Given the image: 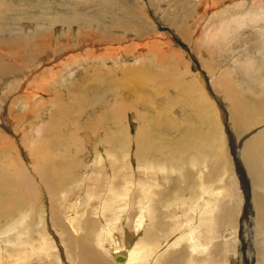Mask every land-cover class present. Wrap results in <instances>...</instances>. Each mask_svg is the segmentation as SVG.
Instances as JSON below:
<instances>
[{"label": "rangeland", "instance_id": "374dc122", "mask_svg": "<svg viewBox=\"0 0 264 264\" xmlns=\"http://www.w3.org/2000/svg\"><path fill=\"white\" fill-rule=\"evenodd\" d=\"M119 1L130 5L133 3V0H0V67L3 69L0 72V85L6 81L11 82V84L14 85L17 83L16 79H19V77L23 76L24 70L25 68L27 69L29 63H35L39 60L45 59V62L40 64L39 69H34V73L31 74H36L33 76V80H31V93L33 94L34 92L38 91L41 93V96L39 95L37 96L38 98H36V100H33L35 105H40L38 108L36 106L35 111L31 110L29 108L30 106L27 104L22 103L24 100L26 101L28 97L24 93L20 92V90L17 91V89L13 86H10L5 91H2L3 88L0 89V138L2 137L6 140L3 142H7L11 139L10 142L3 144L2 142L0 143V186L1 181L5 180L6 176H11L12 174L21 175L20 172H16L17 170L23 171L24 173H21L25 174L22 175L21 179H19L22 183V189L4 188L3 185L0 187V234L6 227H9L13 221L18 220L22 214L31 213L32 220L30 219L29 221L31 223L30 227L32 228L29 230H32V232L30 233V239H26L25 243H28L29 241L33 242V238V243H36L40 238H42V236H45L47 238L45 247L49 249L52 248L53 254L52 259L51 257H46L45 255H40L39 257H35L36 255L31 257L29 255L27 258H23L21 261L17 262L21 256V253L9 248L12 246V244H10L8 247L6 244H4L5 240L15 243V239L17 238L16 236L11 235L9 237H5L2 240L0 239L3 244V250H0V261H6V263L3 264H93L88 261H82L79 258L70 255V253L68 257L67 251H70L69 240L75 237V235L74 233L65 232L63 227L65 222L63 220H52L51 218L53 217V213L60 214V212L64 211L62 209L66 207L69 208L70 203V210L73 212L77 211L80 215H83L86 220L93 219L99 222H104L105 218L102 215L86 213L83 210L84 204L79 208L73 207L75 204V198L79 199L78 201L81 200L83 203V200L85 199L83 194H86L87 192H95L99 190L100 195H103V193L106 194L108 192L109 189H105L104 186H102L100 189L96 188L98 180L101 176L105 183L109 184L110 181H112L114 184H118L116 187L123 188L125 186V184L122 185V182H124L123 174L129 175V177L133 174H136V176L143 175L144 173L139 170L140 166L143 165L148 159H151L150 163L153 164V167H160V165L162 167L166 166L170 169L180 170L182 173L188 172L187 169H189V174H185V176L194 177L195 172H193L194 169H192L190 165L191 160L195 159L200 163L197 173L199 174V171L203 169V165L201 164L205 163L207 165V172L205 174L206 182H215L217 178H219L218 173H224L225 169H223L222 172L219 171V167H214L212 165V163H214L213 160L215 159L214 154L207 152V140L212 145L217 142H214L211 137H208V135L207 138H203L205 131H207V133H211L212 130L210 123H212L213 120L210 118V116H213L214 118L216 117V120H220L219 122L221 124L222 133H226L225 135L220 134L222 139L220 143L225 145L223 146L220 143L217 144L222 146L218 149V153H224L225 156L226 154H229L227 155L229 162L227 164V161L219 160V163H225L227 168H229L231 173L235 176L232 177L227 174L229 178L227 177L226 180L230 183L227 184L228 188L223 187L222 190H229L228 192L230 194L233 193L236 195V199L231 201V204L232 202L234 203L232 206H235L236 201L238 207L247 206V209L250 208L249 210H253L252 194L254 184L252 182V176H246V174L248 175L249 173V171H246L248 170L247 165L240 157L237 156L236 153L239 144L244 142V139L246 141V139H248L252 133H255L257 130L264 129V70H261V72L258 73L259 75H253L251 78H248L244 75V72H236L237 66H233L232 64L228 63L230 73L229 79L226 81L232 88L231 91L233 92V96L235 94V97H239L240 94H242V96L244 95L242 98L245 99V104L243 103L241 106L239 104V108L236 107L238 108L236 109L237 112L233 115V108L231 107L234 103L230 104V99H228L227 93L225 91H223L224 93L222 94L219 93L222 92L219 91V87L223 86L224 82L222 81L224 79V75L221 76L223 73L219 72V67L225 63V60L228 58L227 54H229V52L232 50H229V48L226 46V42L220 40V38L216 39L214 43L212 42L211 44L207 45L206 42L204 43L203 41L207 29V26L206 29L204 28V24L210 19L208 16L211 12H214L211 18L214 17L216 12V14L221 13L223 11V5H225V1H219L220 4H217L215 3V0H188V4L191 6L190 16V14L183 10L184 6L181 7L179 3L180 0H138L139 3L137 5V11L144 10L145 12L143 14V18L147 21H143L140 24L136 21L129 22L130 13L128 10L122 8ZM207 1L209 3L206 5L211 7V11L210 9H207L206 15L203 9H201L202 12H199V10H194L200 3ZM222 2L224 4H222ZM212 5L215 6L213 7ZM173 9L174 11H172ZM194 11L196 13H194ZM203 14L205 15L204 17ZM172 15L173 17H176L172 20L170 19L169 21V17ZM143 24H146V26L143 28L146 31L142 33V35H145H143L141 38L143 40L138 41V43H144V46H146L147 49L145 52L138 53L137 55L136 53L131 54L130 49L135 43V40L128 37L134 33L132 36L137 38V36L140 34L138 33L140 31V27ZM247 29L249 30L238 32V37H240L238 39H240L242 42L240 40L236 42L234 38L233 40L231 39L230 42H233L230 44L233 48H238L244 43L251 44L249 47H251L250 52L254 53L252 54L253 59L259 65L260 62H263L261 63V66H264V57L259 54V49L264 47V38L263 42L258 44V36L253 33L254 29ZM123 32L125 34V38L121 34ZM98 35L100 37H98ZM159 35H163L164 39L157 38ZM78 37H82V39ZM255 39L257 40L254 42ZM161 40H163V42H161ZM114 41L118 44L114 43ZM107 43L109 44L106 46ZM122 43L124 44V47ZM91 44L96 46L101 45L102 48L99 47V51L97 52V49L86 48V46ZM105 46L109 49L118 46L122 52L124 51L123 53L125 54V56L119 54H109L110 56L116 57V60L107 62L106 66L111 67L116 61L118 66H122L123 64H128L131 66L133 65V67L138 71L134 77L130 78L134 79L136 77V80L146 82L147 84L150 83V87L157 86L155 90H147L145 95L144 93H142L143 95L141 94L142 97L144 96L150 101L149 104L144 103V101H142L140 104L137 103L138 98L136 96L133 98L132 104H129L131 102H127L126 99L125 101L127 103L122 101V97L125 94L121 97L117 104H123L124 111L127 109V111H125L127 122L123 123L122 128L118 126L114 120V124H112L110 122L112 121V116L110 117L108 113L103 111L104 109H101L103 106L104 108H108L109 111H111L110 107L106 106L105 102L103 103L102 101L105 97H110L109 94H105V96L101 89L98 90L100 87L97 89L96 87L95 89L94 87L93 89L91 87L89 90L85 89V80H80L82 82H80V86L84 87L82 88V92L80 86H74L70 83L84 72H90L89 77L86 80L91 81L93 76L99 80L102 78L103 75H101L99 72H93V67L96 68L97 65L101 64V60L93 62L91 58H93L94 55L106 56L107 53L104 52V49L106 48ZM231 46L230 49L232 48ZM208 49L210 52H208ZM67 50L70 53L65 56V54L68 52ZM226 50L229 52L227 53ZM82 54L85 56H82ZM247 54L248 52L244 54L241 59H244V56L247 58ZM53 55L55 58L52 57ZM90 55L91 57H89ZM156 55H158V58ZM85 57H88L87 62L86 59H84ZM160 57L162 58L160 59ZM71 58L74 59L72 60ZM220 59L222 60L223 64H220ZM231 59L232 58H228V61ZM20 63L25 65H21ZM215 65L218 68H216ZM54 68H56L55 71L52 70ZM60 69L61 73L59 72ZM63 69L65 71H63ZM51 72H53V77L54 75L57 77L53 78L50 76ZM157 75L159 77H157ZM38 76L42 78L38 79ZM118 77L119 79L121 78L120 75ZM146 77H152L149 79L152 81L149 82L148 78ZM35 78H37L36 81ZM50 79L51 83L49 84L48 80L50 81ZM122 79L123 78H121V80ZM60 80H62V82H60ZM161 81L164 82V85L162 87L160 86L159 88L158 83ZM122 82H120V84ZM153 83H155V85ZM190 83H194V85L196 84L195 86L198 88L196 89L197 92H193V90L190 89L188 93L186 92L188 86L191 85ZM218 85L219 87L216 88ZM239 88L242 89V92L239 90ZM67 89L70 90L71 94H68ZM105 89L108 91L109 87H106ZM198 90H200V92ZM102 95L105 97L102 98ZM204 97H206L205 100L209 98V101L207 100L209 102H207L208 107H213L211 109L213 111V115L208 114L207 128L196 122L192 123L193 126H196V129H193L191 124L188 126H182L180 123L185 119L184 116L190 117L191 113L195 114L196 111V109L194 110V108L190 106L192 103L190 99L195 98L194 101L199 102L202 101ZM43 101L46 103H42ZM98 101L100 104H98ZM41 103L43 105H41ZM102 103L103 105H101ZM200 104H202L201 106L204 105L203 102ZM80 105L83 107L81 108ZM152 105L155 106L151 107ZM76 107L77 110H75ZM91 108L102 110L98 112L97 115H107L105 116L107 121L104 127H100V123L98 122L99 118L97 115L92 113L93 111H91ZM161 108L164 109V115L162 119L159 120L156 118V114ZM66 109L69 110V113H75V111L77 113H71L72 115L68 113V115V111ZM78 109L81 112H78ZM10 110H12V113ZM30 112L32 113V121L29 123L24 122V118L27 116L29 117ZM70 115L71 117L75 115L76 118H74V116L70 119ZM61 116L63 119L65 116L66 121L61 119ZM115 117L116 116H114V118ZM58 118L64 121L65 127L70 123V127L68 125V128H65L63 125H61L63 123ZM167 118H169L174 125L176 121L180 128L178 127V129H173L172 127L170 128V125L166 126ZM6 120L8 125L5 124ZM76 120H78V123L77 126L74 127L71 125V123L76 125ZM57 121L60 124L58 128L62 127V129L59 128L61 129L59 130L57 128V131L53 132L52 129L49 128L53 125L56 126V124H58ZM21 125L23 126L20 127ZM213 125H217L216 121ZM240 126L245 128L242 132H239L242 130ZM37 128H40V132L37 131ZM122 130L126 132L123 138L118 136ZM50 131L52 134H49ZM99 131L100 133H98ZM14 132L18 133V136H16ZM23 132L24 136L19 135ZM57 133L59 134L57 135ZM222 135L224 138H226V141ZM22 137H24V139ZM71 138L76 139L78 142L71 140ZM12 139H14V141H12ZM151 140H155L154 144L156 145L164 144L167 149L165 150L159 146L155 147L147 145V142H151ZM32 145L37 146L36 151L31 149ZM42 145L43 148L39 151V148L42 147ZM159 151H162L163 153L159 154ZM97 152H103L108 156H104V160L96 162L91 166L90 163L92 160H94L92 155L96 154ZM117 159L120 160L119 164L116 163ZM222 165L223 164H221L220 167H222ZM113 170H115L117 174L113 179L110 180ZM87 171H91L90 174L92 173L91 178L89 179V185L83 182L84 177L88 175ZM118 173L121 175H118ZM39 175L41 176L39 177ZM26 176H28V178L30 177V187L31 184L34 187L35 199L33 196L29 195V185H24V183L29 184L28 181H26ZM168 176L170 178V181L168 182L163 180L164 176L162 177L160 175V179L158 178L160 180L158 192L162 191L161 195L164 196L162 199L160 198V201H158V207L160 208H158L157 204H155L156 208H154L157 210L158 214L155 215V219L153 220L155 223L153 228L157 229V231L160 233L159 235L161 236L160 237L157 235V239L160 238L157 243L159 242V244L162 243L163 245L160 247H155L153 251L158 248L161 251L166 249V243L168 241L167 237L173 234L175 235L178 232L174 231V227H176L174 220L173 222L167 220L172 218L173 211H163V208L159 203L171 202L177 195L181 197L186 195L191 196L192 189L190 188L197 186L196 179L192 185H188L190 187L187 189V187H184L185 182L180 181L177 174ZM207 177L211 179L207 180ZM40 178L41 180H44V182H41ZM126 181L128 180L126 179ZM135 182L139 183L138 180L130 181L129 186L131 187L130 189L133 188V191H135L137 194L136 187L134 186ZM164 187L167 189L165 190ZM156 190L157 189L154 191L156 192ZM104 197L107 196L105 195L97 199L94 205L99 204V201L101 202L102 198ZM119 204L121 209H118L117 216L120 218V220L125 218V216H127L131 210L138 211L139 209L137 199L134 200L131 209L128 208V203L125 204L120 202ZM223 208L226 210V207ZM224 209H222L223 212L229 210V208L226 211ZM250 216L249 218H246L245 214L242 216L237 214V218L235 220L239 231L237 235L238 238L237 236L235 237L238 239L240 248L242 249V253L240 254L239 252V256L237 255V257L243 261V264L250 262L248 260L251 257V249L248 244H250L253 239L251 234L252 230L254 231L255 219L253 220V218H255V214H253L251 217ZM39 217L43 219V224L46 229H43V232H39L40 235L37 234L38 230L36 229L38 227L37 223ZM110 218L111 217L109 216V219ZM247 219H251L250 223H248L249 221ZM161 223H163V225H161ZM136 224L137 223L133 220L131 225L126 227V229L130 232H133ZM249 224H251V227ZM245 226L249 227V231L248 229L241 231ZM161 229L164 230L162 231ZM98 230H100L98 226H95L92 229L93 233ZM189 233L190 231H185L183 235L186 234L188 236ZM83 234L85 233H81L80 235L84 236ZM248 236L252 239L248 240ZM243 237L244 239L247 238V240L245 241ZM170 238L172 239V236L169 237V239ZM30 242L29 244H32ZM173 242L174 241H172L171 244ZM244 242H246L247 248H244L243 245H241ZM26 247L27 246H21V249H26ZM4 248H9L8 253H6V249ZM151 249L152 246H150V249H147L150 251H145V254L150 255ZM180 250L184 251V249L180 248L179 250L169 249L163 252L161 255L162 258H159L160 260L158 259L156 264H164L160 263L164 257L169 256L174 251L177 253ZM98 251L99 255H103L105 257L107 264H117L114 260L110 261L103 251ZM186 251L188 258L183 256V258L175 262V264H189L190 251L189 249ZM3 253L4 255L6 254L5 256H8L7 259ZM212 257H215L213 253L212 255H208L207 251H205L203 255L198 258L197 264H207V262H212ZM218 258L220 263L223 259V252H218ZM2 262H0V264H2ZM165 264H167V262H165Z\"/></svg>", "mask_w": 264, "mask_h": 264}, {"label": "bare ground", "instance_id": "6f19581e", "mask_svg": "<svg viewBox=\"0 0 264 264\" xmlns=\"http://www.w3.org/2000/svg\"><path fill=\"white\" fill-rule=\"evenodd\" d=\"M219 1L220 2L225 1L224 2L225 5H223L224 7L222 6L223 11L221 12V9H220L221 13L216 14L217 13L216 12L213 18H211V17L213 16L214 12L210 13V15L208 16V17H210V19L204 24V28L206 29V26H207L208 30L206 29V33H205L203 41H204V43L206 42V45H207V44H211L212 42L214 43V41L216 39L220 38V40L226 42V46L229 48V50H232L230 52L226 50L227 53L229 52V54H227L228 58H232L230 61H228V58H227V60H225V63L223 64L222 60L220 59L221 60L220 64H223V65L222 66L220 65L219 72L223 73L221 76L224 75V77H223L224 79L222 80L224 82H223V86L219 87V85H218V86H216V88L219 87V89H220L219 91H222V92H219L221 94L224 93L223 91H225L227 93L228 99H230L229 100L230 104L234 103L231 107V108H233L232 113L234 115V113L237 112L236 109L239 108L238 105L240 104V106H241L243 103L245 104V99L242 98V97H244V95L242 96V94H240L239 97H237V96L235 97V94L233 96V92L231 91L232 88L230 87L229 83L226 81L227 79H229V73H230V69L228 68L229 67L228 63L232 64L233 66H237L236 72H240V71H241V73L244 72V75L248 78H251L253 75H257L259 72H261V70H264V66H261V63H263V62H260V65H259L253 59L252 54H254V53L250 52L251 47H249V45H251V44L244 43L243 45L240 44L241 46L238 48L237 47L233 48L230 44L233 41L232 42H230V41H231V39L233 40L235 38L236 42H238L240 40V39H238V38H240V37H238L239 31L249 30L247 28H253L254 29L253 33H255L258 36V44L263 42V38H264V0H215V3L220 4ZM119 2H120L123 9L129 11V13H130L129 22L136 21L137 23L140 24L143 21H146V19L143 18V14L145 11L144 10L137 11V5L139 3L138 0H133L132 5L125 4L122 1H119ZM210 2H212V1H210ZM176 3H177V1H176ZM179 3L181 5V7L184 6V8H183L184 11H186L188 14L191 13V11H190L191 6L188 4L189 3L188 0H180ZM208 3H209L208 1L204 2V3H200L194 10H199V12H202L201 9H203V11H205V15H206L207 9L211 8V7H208L206 5ZM224 3L222 2V4H224ZM172 11H174V9ZM210 11H211V9H210ZM218 11H219V9H218ZM194 13H196V12L194 11ZM125 15H126V13H125ZM205 15L203 14V17ZM162 16H163V14H162ZM190 16H191V14H190ZM175 17H173V15L170 16L169 21H170V19L172 20ZM201 17H202V15H201ZM164 18H166V17H164ZM215 21H217V22H215ZM197 25H199V24H197ZM260 25H261V27H260ZM145 26H146V24H143L140 27V31L138 30L139 31L138 33H140V34L137 36V38L132 36L134 33L129 35L130 37H128V38H133L135 40V43L131 46V49L129 48L131 54L136 53V55H137L138 53L145 52V50L147 49V47L144 46V43H138V41L143 40L141 38L143 37V35H145V34L142 35V33L146 31L145 29H143ZM196 27H198V26H196ZM189 28H190V26H189ZM121 34L123 36L125 35L124 32ZM176 36H178V35H176ZM98 37H100V36L98 35ZM185 37H186V35H185ZM78 38L82 39V37H78ZM94 38H92V39H94ZM124 38H125V36H124ZM157 38L164 39L163 35L162 36L159 35ZM160 39H158V40H160ZM87 40H86V42H87ZM170 40H172V39H170ZM256 40L257 39H255L254 42ZM154 41H155V39H154ZM93 42H95V41H93ZM158 42H160V41H158ZM161 42H163V40H161ZM114 43H117V42L114 41ZM108 44L109 43H107L106 46ZM122 45L124 47L123 43H122ZM150 46H151V44H150ZM202 46H203V44H202ZM230 46L232 47L231 49H230ZM73 47H74V45H73ZM99 47L102 48L101 45L96 46V45L91 44V45L86 46V48H89V49H97L96 52L99 51L98 50ZM223 47H225V46H223ZM68 48H70V47H68ZM219 49H221V48H219ZM68 50H71V49H68ZM83 50H85V49H83ZM161 50H162V47H161ZM263 50H264V47L260 48L259 54L264 57V53H263L264 51ZM224 51H225V49H224ZM104 52L107 53L106 56H102V55L101 56H95L94 55V57L91 58V60L93 62L97 61V60H101V64H99V65L96 64L97 65L96 68L93 67L94 73L99 72L101 75H103L100 80L96 79L95 76L92 77L91 81L86 80L89 77L90 72H84L80 76H78L73 82H70V83L74 86H80L81 85L80 80H85V83L83 82L85 85L84 86L85 89L89 90L91 87H92V89H93V87H94V89H95V87L97 89L98 87H100V88H98V90L101 89V91L104 92V95L109 94L110 97H105L106 95L105 96L102 95V98L105 97L102 101H103V103L105 102L106 106L110 107L111 111H109L108 108H104L103 106L101 107V109H104L103 111L108 113V115L110 117L112 116V121H110L112 124H114V121H115V123L122 128L123 123L127 122V117H125V111H127V109H125V111H124L123 110L124 105L123 104H117L119 102V100L121 99V97L125 94L122 97V101L125 103L131 102L129 104H132L133 98L135 96L138 98L137 103L140 104L142 101H144V103L149 104L150 101L147 100L146 97H144V96L142 97L141 94L144 93V95H145V92L147 90H152V89L155 90L157 86H155V87L151 86L150 87L149 86L150 83L147 84L146 82L136 80L135 79L136 77L134 79L130 78V77H134V75L138 71L133 67V65L131 66L128 64H123L122 66L121 65L118 66V63L116 61L113 66H111V67L106 66L107 62L116 60V57H113L110 55L119 54V55L125 56V54L123 53L124 51L122 52L118 46L113 47L112 49L111 48L109 49L108 47H106L104 49ZM208 52H210V50ZM219 52H220V50H219ZM247 52H248V54L246 56H248V57L245 58V56H244V59H241V57L244 54H246ZM69 53L70 52L68 51L65 54V56L68 55ZM61 54H62V52H61ZM91 54H93V53H91ZM211 55H212V53H211ZM82 56H85V55L82 54ZM156 56L158 58V55H156ZM52 57H54V55ZM89 57H91V55ZM27 58H29V57H27ZM74 58H75V56H74ZM87 58L88 57L84 58V59H86V62L88 60ZM161 58L162 57H160V59ZM42 62H45V59L39 60L35 63L34 62L29 63L27 69L25 68V70H24L23 76L19 77V79H16L17 83L12 85L11 82L6 81L2 85H0V89L3 88L2 91H5L10 86H13L14 88L17 89V91L20 90V92L24 93L28 97L26 99V101L24 100L22 103L27 104L28 106H30L29 108L31 110L35 111L37 105L34 104L33 100H36V98H38L37 96H39L41 93L38 90H37L38 92H34L33 94L31 93V90H32L31 80H33V76L36 75V74H34V75H31V74L34 73V69H37V68L39 69V66ZM21 65H25V64L22 63ZM70 65H72V64H70ZM55 66H56V64H55ZM213 67H214V65H213ZM215 67H216V65H215ZM46 68H45V70H46ZM216 68H218V67H216ZM61 69L59 70V72L61 71ZM66 69H67V67H66ZM2 70L3 69L0 67V72ZM52 70L55 71L56 68H54ZM214 70H216V69H214ZM63 71H65V70L63 69ZM71 71H73V70H71ZM41 72H42V70H41ZM53 72H51L50 76L53 75L52 74ZM214 73H215V71H214ZM48 74H49V72H48ZM118 74L121 76V78H123L122 80H121V78L119 79ZM234 74H236V73H234ZM149 76H151V75H149ZM218 76H219V74H218ZM56 77L57 76L54 75L53 78H56ZM157 77H159V76L157 75ZM37 78L39 79L42 77L38 76ZM37 78H35V81L37 80ZM146 78H148V80H149L152 77H146ZM260 80H263V79H260ZM53 81H55V80H53ZM150 81H152V80H149V82ZM60 82H62V80H60ZM120 82H122V83L120 84ZM48 83L49 84L51 83V79H50V81L48 80ZM65 83H66V81H65ZM153 84L155 85V83H153ZM158 84H159L158 87L160 88V86L162 87L164 85V82L161 81ZM195 85H194V83H192L190 86H188V88L186 89V92L188 93L189 89L193 90V92H195V91L197 92L196 89H198V88ZM4 86H6V87H4ZM80 87H81V92H82V90H83L82 88H84V87H82V86H80ZM106 87H109L108 91L105 89ZM232 87H233V85H232ZM241 88H243V87H241ZM241 88H239V90L242 92ZM67 91H68V94H71L69 89H67ZM198 91L200 92V90H198ZM201 92H203V91H201ZM1 97H2V95H1ZM205 98L206 97H204V99L202 101H199L200 103L203 102V104H204L203 106H201L202 104H200L199 102L194 101L195 98L190 99V101L192 102L190 106L193 107L194 110L196 109V111H195V114L191 113L190 117L184 116L185 119L183 120V122L180 123L182 126H188L191 124L193 129H196V126H193V124H192V123L196 122V123L202 124L204 127L207 128L208 114L213 115V111L211 110L213 107H210V108L208 107L207 102L209 101L208 100L209 98L207 99L208 101L205 100ZM125 99L127 102L125 101ZM201 99H202V97H201ZM19 102H20V100H19ZM42 103H46V102L43 101ZM42 103H41V105H43ZM103 103L101 105H103ZM79 104H80V102H79ZM79 104H77V105H79ZM98 104H100L99 101H98ZM38 106H40V105H38ZM38 106H37V108H38ZM91 106L94 107L93 105H91ZM154 106L155 105H152L151 107H154ZM44 107H45V105H44ZM80 107L82 108L83 106L80 105ZM97 107H98V105H97ZM236 107H238V108H236ZM95 108L94 109L91 108L92 109L91 111H93L92 113H94L95 115H97L98 112L102 111L100 109L96 110L97 108L96 109ZM246 109H248V108H246ZM75 110H77V107ZM67 111H68L67 112V114H68L69 110H67ZM79 111L80 110L78 109V112ZM163 111H164L163 108H161L159 110V112L156 111V112H158L156 114L157 119H159V120L162 119V117L164 115ZM10 112L12 113V110H10ZM31 112L29 113L30 116L29 117L27 116L28 118L27 117L24 118V122L29 123L32 121V113ZM71 113H69V114H71ZM75 113H77V112L75 111ZM75 113H72V114H75ZM205 113H207V114H205ZM41 115H43V114H41ZM71 115L69 117L70 119L75 116L74 115L73 117H71ZM65 116H64V119L61 116V119L65 120ZM97 116L99 118L98 122L100 123V127H104L106 124V121H107L105 116H107V115L102 114V115H97ZM114 116H116V117L114 118ZM235 117H236V115H235ZM74 118H76V116ZM210 118L213 120V122L210 123L212 126L211 133H207V131H205V133L203 134L204 135L203 138H207V135H208V137H211L214 142L220 143L222 140L220 134L225 135L226 133L225 134L222 133V128H221V124L219 122L220 121L219 119L216 120L215 119L216 117L214 118L213 116H210ZM58 119L61 120L60 118H58ZM168 119L169 118L166 119V121H167L166 126L170 125V128L172 127L173 129H178L179 125L176 123V121L174 120L175 121V125H174L170 121V119H169V121H168ZM63 120H61V122L63 123L61 125L64 126ZM72 121H70V122H72ZM77 121L78 120H76V123H75L76 125H73L74 123H71V125L76 127L77 123H78ZM215 121H216L217 125H213ZM251 121H252V117H251ZM57 123L59 124L58 121H57ZM67 123H68V121H67ZM67 123H66V125H67ZM5 124L8 125L7 120L5 121ZM58 124H56V126L55 125H53L52 127L50 126L49 129H52L53 132H56L57 131L56 129L58 128V126H60V124L59 125ZM68 125L70 127V123ZM22 126L23 125H21L20 127H22ZM4 127H6V126H4ZM240 127L242 128V130L239 132H242L245 128L243 126H240ZM59 128L62 129V127H59ZM226 128H227V126H226ZM61 129H59V130H61ZM187 129H188V127H187ZM37 131L40 132V128H37ZM50 133L52 134L51 131L49 132V134ZM98 133H100V131ZM125 133L126 132H124L122 130V131H120L118 136L123 138ZM14 134L16 136H18V133L14 132ZM23 134H24V132L19 134V135L24 136ZM58 134L59 133H57V135ZM49 137L51 138L50 135H49ZM22 138L24 139V137H22ZM223 138H224V136H223ZM8 139H10V138H8ZM225 139L226 138H224V140ZM10 140L7 142H10ZM71 140H73V141L75 140V142H78L74 138H71ZM3 141H6V140L1 137L0 143L1 142H2V144L7 143V142H3ZM12 141H14V139H12ZM244 142L239 144L236 154L247 165L248 170H246V171H249V173H248V175L246 174V176L247 177H249V175L252 176V182L254 184V189H253V194H252V199H253L252 209L253 210H249L250 209L249 207H248L249 209H247V206L246 207H238L236 201H235V206H232V204H234V203L232 202V204H231V201L233 199H236L235 198L236 195H234L232 192H231L232 194H230L228 192L229 190L223 191L222 188L223 187L228 188L227 184L230 182H227V180H226L227 177L229 178V176H232V177H235V176L231 173L229 168H227V165L225 163H221V162L219 163V160H221V161L223 160V161H227L226 163L228 164L229 158L227 157V155H229V154H226V156H225L224 153H221V152L218 153V149L220 147H222L220 144H222L223 146L225 144L215 143L212 145L207 140V152L214 154V158H215L213 160L214 163H212V165L214 167L215 166L219 167L220 168L219 171H222V172H223V169H225L224 173H218L219 178H217V180L215 179L216 180L215 182H209V181L206 182L205 174L207 172V165L205 163L201 164V165H203V169L199 171V174L197 173L198 167L200 166V163L197 162L195 159L191 160V165H190V167L192 169H194V171H193V172H195L194 177L185 176V174L186 175L189 174V172H190L189 169H187L188 172L182 173L180 170L170 169L166 166L165 167L163 166L164 168L161 165H160V167H158L157 165H156L157 167H153V164L150 163L151 159H148L143 165L140 166V169H139L141 172L144 173L143 175L136 176V174H133L132 176L129 177V175L123 174L124 182H122V185L125 184V186L123 188L116 187V186H118V184H116V183L114 184V182H112V181H110L109 184L105 183V181L103 180V178L101 176L100 179L98 180L96 188L100 189V188H102V186H104L105 189L106 188L109 189L106 194L103 193V195H100L99 190H97L98 192L97 191L87 192L86 194H83V196L85 198L83 200V203L81 200L78 201L79 199L75 198V200H74L75 204L73 206L74 208H79L80 206H82L84 204L83 210L86 213H95V214L102 215L105 218L104 222H99V221L93 220V219L86 220L83 217V215H80L77 211L73 212L70 210V203H69V208L66 207V208L62 209L64 211L60 212V214L53 213L52 214L53 217L51 219L52 220H56V219L63 220L65 222V224L63 225L65 232L74 233V235H75V237H73L69 240L70 251L69 250L67 251L68 257H69V253H70V255L75 256L82 261H88V262H91L93 264H96V263L97 264H99V263L100 264H107L105 257L103 255L98 254L99 253L98 250H100L106 254V256L108 257V259L110 261L114 260L117 264H137V263L138 264H156L158 262V259L162 258L161 255L163 254V252H165L169 249H174V250L178 249L179 250L181 248V249H184V251L180 250L177 253H175V251H174L172 254L164 257V259L161 262L160 261L159 262L164 263V264H165V262H167V264H169V263L175 264V262L182 259L183 256L188 258V254H187L186 250L189 249V251H190L189 264H197L198 258H200V256H202L205 251H207L208 255H212V253H213V255L216 257V258L212 257V262H207V264H243V261L240 260V258L238 259V257H237L239 252H240V254L242 253L241 252L242 249L240 248V244H239V241L237 239L238 238L237 235H238L239 231H238V226H237L235 220L237 218V214L241 215V216L245 214L246 218H249L250 215L253 216V214H255V218H253V220L255 219L254 231L252 230V234H251L253 239L249 238V236L247 237L248 240L252 239V241L250 244H248V246H250V249H251V253H250L251 257L248 260L250 262H247L246 264H250V263H252V264H264V129L257 130L255 133H252L248 137V139H246V141L244 139ZM154 143H155V140H151V142H147V145H151V146H155V147L159 146L162 149H165V150L167 149L164 146V144L163 145H156ZM43 145H42V147L39 148V151L43 148ZM31 149L36 151L37 146L32 145ZM213 151H214V153H213ZM158 153L162 154L163 152L159 151ZM92 156H93L94 160L91 161V163H90L91 166H92V164H95L96 162H100V161L104 160V156H108V155L107 154L105 155L103 152H97L96 154H94ZM119 162H120V160L117 159L116 163L119 164ZM158 164H161V163H158ZM221 164H223L222 167H220ZM15 170H17V169H15ZM16 172H20L21 175H19V174L13 175L12 174L11 176H6L5 180L1 181V186L3 185L4 188H10V189H22V183L20 182L19 179H21L22 175H25V174H22L21 172H23V171H19V170H17ZM87 172H88V175L84 177L83 182H85V183H87V185H89V179L91 178L92 173L90 174L91 171H87ZM230 173H231V175H230ZM116 174H117V172L115 170H113V173L110 177V180L113 179L116 176ZM173 174H177V176L179 177L178 179L182 182H185L184 187H187V189H189V187H190V186H188L189 184L192 185V183L195 182V179L197 180V186L190 188V189H192L191 190V196L186 195V196L181 197V196L177 195V196H175V199L171 202L159 203L160 206H162L163 211L164 210L165 211H170V210L173 211L172 218H169L167 220H169L170 222H173V220H174L175 225H176V227L173 226L174 231H176V232L178 231V232L175 235L173 234V235H170L167 237L168 241L166 243V249L161 251L158 248L155 251H153L155 249V247H160L163 245L162 243H160V244H159V242L157 243V241L160 239V238L157 239L158 238L157 235H159L160 233L157 231V229L153 228L154 224H155L153 222V220L155 219V215L158 214L157 210H155V208H156L155 204H157V207H158V201H160L164 196V195H161L162 191L158 192V188L160 187V180H159L160 175L162 177L164 176L163 180L168 182V181H170V178L168 175H173ZM227 174H229V176H227ZM118 175H121V174L118 173ZM40 176L41 175H39V177ZM29 178H28V176H26V181H28L29 184L24 183V185H29L28 186L30 188L29 189V195L33 196V198L35 199V195H34L35 190H34V187L32 186V184L30 187V179ZM126 179L128 181H126ZM208 179H211V178L207 177V180ZM136 180L139 181V183H137V182L134 183L135 184L134 186L136 187V190H137V194L135 191H133V188L130 189L131 187L129 186L130 181H136ZM40 181L44 182V180H41V178H40ZM181 184H183V183H181ZM83 185H84V183H83ZM171 185H174V184H171ZM231 186H233V185H231ZM229 188H231V187H229ZM155 189H157L156 192L154 191ZM166 189L167 188H165V190ZM93 190H95V189H93ZM235 193H236V191H235ZM167 194H168V192H167ZM105 195L107 197L102 198L101 202L99 201V204L94 205V203L96 202L97 199H99L100 197H103ZM135 199L138 200V207H139L138 211L137 210H131L127 214V216H125V218L120 220V218H118V216H117L118 209H121L119 203L120 202H123L125 204L128 203V208L131 209ZM77 201H78V203H77ZM221 207H222V209H224L223 207H226V210L229 208V210L226 211L224 209L226 212H223ZM158 208H160V207H158ZM243 208H244L245 212H244ZM123 211L125 212L124 209H123ZM109 216L111 217L110 219H109ZM169 216H171V215H169ZM30 219H31V213L30 214H28V213L22 214L18 218V220L13 221V223L10 224L9 227H6L3 230V232L0 234V239L2 240L5 237H9L11 235L16 236L17 239H15V243H12V241H9V240H5L4 244H6L7 247L10 244H12V246L9 248H11L14 251H18L21 253V256L19 257L17 262L21 261L23 258H27L29 255L31 257H33L35 255H36L35 257H39L40 255H45L46 257H51V259H52L53 258L52 248L49 249V248L45 247V243L47 242V238L45 236H42V238H40L36 243H33L34 238H33V242L29 241L32 244H29V242L25 243L26 239H30L29 238L30 233L32 232V230H29L30 228H32V227H30V225H31V223L29 221ZM133 220L137 224H136L133 232H130L126 229V227L130 226L131 222ZM250 220H248L249 221L248 223H250ZM241 221H243V220H241ZM37 224H38V227L36 228L38 230L37 234L40 235L39 232H43L44 230H46L44 227V224H43V219H41V217L38 218ZM243 224H245V223H243ZM161 225H163V223H161ZM95 226H98L100 228V230L93 233L92 229ZM249 226L251 227V224H249ZM248 228L249 227L245 226L244 229H242L241 231H245ZM95 229H97V228H95ZM159 231H160V229H159ZM185 231H190L188 236L186 234L183 235V233ZM248 231H249V229H248ZM81 233H85V234H83L85 236V238H84V236L80 235ZM171 236H172V239L170 238L171 239L170 240L169 237H171ZM235 236H237V238ZM242 236H243V234H242ZM122 237H125V238H122ZM247 238L244 239V237H243V239L245 241L247 240ZM172 241H174V242L171 244ZM2 245L3 244L1 241L0 250L1 249L3 250ZM241 245H243L244 248H247L246 242L242 243ZM21 246H27V247H26V249H21ZM150 246H152V249L150 252L151 254L150 255L145 254V251L148 248L150 249ZM4 249H6V253H8V249L7 248H4ZM23 250H25V251H23ZM50 250H51V255H50ZM147 251H150V250H147ZM219 251L223 252V259L221 258L222 261L220 263H219V258H218V252ZM0 253H1V251H0ZM3 255H4V253H3ZM7 257L8 256H5L6 259H7ZM119 258H122L123 261H119L120 260ZM0 262H2V261H0ZM3 263H6V261L4 260L2 262V264Z\"/></svg>", "mask_w": 264, "mask_h": 264}, {"label": "water", "instance_id": "95a60500", "mask_svg": "<svg viewBox=\"0 0 264 264\" xmlns=\"http://www.w3.org/2000/svg\"><path fill=\"white\" fill-rule=\"evenodd\" d=\"M120 260L119 261H123V259L122 258H119Z\"/></svg>", "mask_w": 264, "mask_h": 264}]
</instances>
